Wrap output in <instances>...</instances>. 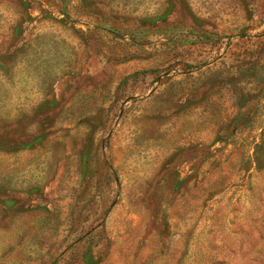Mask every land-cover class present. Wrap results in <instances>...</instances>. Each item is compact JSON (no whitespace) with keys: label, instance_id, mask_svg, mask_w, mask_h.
Listing matches in <instances>:
<instances>
[{"label":"rangeland","instance_id":"rangeland-1","mask_svg":"<svg viewBox=\"0 0 264 264\" xmlns=\"http://www.w3.org/2000/svg\"><path fill=\"white\" fill-rule=\"evenodd\" d=\"M0 264H264V0H0Z\"/></svg>","mask_w":264,"mask_h":264}]
</instances>
